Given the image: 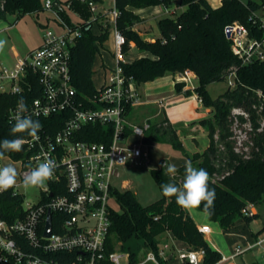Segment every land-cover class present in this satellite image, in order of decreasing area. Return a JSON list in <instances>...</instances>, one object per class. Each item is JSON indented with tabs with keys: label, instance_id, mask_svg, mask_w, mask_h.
Listing matches in <instances>:
<instances>
[{
	"label": "trees",
	"instance_id": "16d2710c",
	"mask_svg": "<svg viewBox=\"0 0 264 264\" xmlns=\"http://www.w3.org/2000/svg\"><path fill=\"white\" fill-rule=\"evenodd\" d=\"M102 2V0H89ZM86 0H68L71 8L82 11V18H91L92 12ZM175 3L173 0H116L120 11L117 27L124 33L126 44L124 51L133 41L141 51L147 52L127 62H122L124 72L134 77L139 85L153 81L166 73H177L190 69L197 79L194 90H184L183 82H176L177 93L197 94L202 104L213 110L212 117L199 123L207 131L209 145L202 151L187 154L196 168L207 170L210 177L209 188L215 189L216 198L211 220L218 222L223 230H228L240 218L250 223L260 217V212L247 214L244 209L250 206L264 208V59L242 63L232 51L231 40L226 35V26L239 21L249 30V36L256 39L264 37V0H222L214 7L208 0H181L178 7L181 12L175 16L161 17L157 23L160 34L148 40L135 29L141 17L135 8H144L163 4L165 7ZM88 5V6H87ZM43 9L41 0H0V20L18 11L39 12ZM87 9V10H86ZM102 28L96 33L92 28H84L83 35L77 40L72 50V82L80 96L92 95L95 86L92 82L95 54L108 39V28L103 21H98ZM234 71L235 84L229 85L218 97H212L208 85L215 81L228 80ZM261 92L262 95L259 93ZM30 93V92H29ZM32 97L38 93L30 94ZM20 98L16 94H0V139L27 136V134H10L14 124L8 117L9 109ZM239 109L241 112H236ZM58 117V116H57ZM38 119L42 124L55 121ZM56 126L48 130L55 133L61 128L63 119L57 118ZM151 127L146 135L159 143L170 144L177 150L185 151L183 140L166 116L152 117ZM249 123L251 131L248 151L238 150L233 132V124ZM47 127V125L45 126ZM99 130L104 127L97 126ZM87 140H100V137H82ZM243 149V148H242ZM20 152H6L14 159L25 155ZM165 164L162 168L161 165ZM167 161L162 160L157 168H152L159 187L163 183H175L182 186L184 163L177 166L176 175L166 173ZM161 189V187H160ZM119 209L111 207V226L108 236V249L116 247L132 249L125 245L133 239L141 241V248L159 250V237L168 234L175 243L190 250L204 249L202 264H217L222 253L212 247L206 240L199 225L189 213L176 204L175 197L161 196L157 200L142 204L132 189H120L112 192ZM203 210V205L200 207ZM0 214L8 221H13L24 214L22 197L10 191L0 194ZM264 233V225L255 240ZM136 250V249H132ZM175 250V249H174ZM133 257L136 255L133 252ZM175 251L168 259H161V264H172ZM252 264H260L257 260Z\"/></svg>",
	"mask_w": 264,
	"mask_h": 264
},
{
	"label": "built area",
	"instance_id": "2783aa9c",
	"mask_svg": "<svg viewBox=\"0 0 264 264\" xmlns=\"http://www.w3.org/2000/svg\"><path fill=\"white\" fill-rule=\"evenodd\" d=\"M111 1L113 7L104 8L98 14L95 13L98 6L90 1L93 16L71 24L61 16L63 12L69 16L63 6L59 10L53 0H45L43 9L54 14L65 32L45 29L39 47L18 57L11 67L0 63V94L23 96L29 109L26 115L33 119L56 117L55 121L42 124L38 140L20 137L25 141L26 153L20 158L22 178L7 191L22 197L24 214L13 221L0 214V264H161V259H168L175 251L166 240L159 242L158 251L144 247L141 253L121 247L108 249L112 192L117 187L116 179L121 177L119 168L141 165L147 158V151L134 137L146 136L152 118L147 116L139 122L132 118L134 109L147 101L134 77L124 72L122 62L129 61L124 51L127 41L117 27L120 11L116 0ZM98 21H103L105 26L112 24L115 65L105 67L102 82L92 95L80 96L72 82V50L84 28H92ZM228 26L232 51L242 63L264 59V37H250L248 28L241 23ZM234 75V71L229 74V85L235 84ZM194 78L191 70L185 69L176 73L175 81L194 90L197 86ZM35 93H38L35 97L30 95ZM155 102L159 108L164 107V99ZM15 111L16 104L9 109L11 121ZM236 112L241 111L236 109ZM57 116L63 119V124L52 133L48 128L56 126ZM97 126L104 130L98 131ZM95 136L100 140L82 138ZM46 157L56 161L54 175L45 183L36 201H26L18 186ZM49 211L52 228L51 234L45 235ZM244 212L256 211L250 206ZM199 229L204 234L211 232L208 224ZM263 245L264 235L245 249H237L228 257L223 255L221 260L238 257ZM204 255V249L183 248L178 257L180 264H202Z\"/></svg>",
	"mask_w": 264,
	"mask_h": 264
},
{
	"label": "rangeland",
	"instance_id": "374dc122",
	"mask_svg": "<svg viewBox=\"0 0 264 264\" xmlns=\"http://www.w3.org/2000/svg\"><path fill=\"white\" fill-rule=\"evenodd\" d=\"M55 1V0H53ZM68 0H58V2L63 6L66 13L63 12L61 16L63 19L73 24L82 19V11H79L74 8H69ZM216 2V0H211ZM242 2H247V0H241ZM42 5H44L45 0H41ZM89 0H86L88 4ZM93 2V5L98 6L96 14L101 12L104 8L113 7L111 0H105L103 2ZM88 6V5H87ZM88 10L90 9L87 8ZM86 9V10H87ZM182 8L178 7L177 4L173 3L170 6L165 7L163 4L148 6L140 8L138 13L143 15L141 21L135 24V28L141 32L143 38H153L160 34L157 21L161 17L165 16H175L177 13L181 12ZM173 11L175 13H173ZM92 12V11H91ZM93 16V13L91 17ZM239 23V21H234V23ZM108 28V39L100 46L99 51L95 54L94 65H93V74L92 82L95 87L100 86L103 75L105 73V67H112L115 65V59L113 56V36H112V24L109 23ZM45 29H51L56 33L65 32L64 28H61L58 22L55 19V16L52 12L45 9H41L39 12H28L24 13L21 11L16 12L15 14H9L6 18L0 20V39L7 41L5 49L0 53V63L3 66L11 67L14 65L18 57H24L26 54L39 46L40 41L42 40V35ZM92 30L96 33H100L102 28L98 23H94ZM134 45V46H133ZM126 59L132 60L139 55H143L145 52L141 51L138 47L135 46L133 41L129 42V48L125 50ZM172 79L170 72L166 73L164 76H161L153 81L144 83L143 87H152L158 85V83L168 82ZM195 79V78H194ZM197 82V79H195ZM228 87V80L215 81L208 85V90L212 97H218L223 93ZM166 101V100H165ZM155 109H159L157 104L154 105ZM160 110V111H159ZM159 113L155 116L156 118L162 117V111L159 109ZM142 116H138V120ZM251 131L250 124L244 123L239 124L238 122L233 124V132L237 141L236 145L238 150L248 151L251 146V142L248 141V135ZM135 141L140 143L142 147L147 151L148 156L143 160L141 165H132L129 167H121L119 171L121 172V177L117 178V186L120 189H132L139 201L146 205L149 204L162 196L161 189L156 182L154 176L151 173L152 168H157L160 166L161 161L165 160L169 163H174L176 166L183 164L185 161H188L186 153L190 155L194 153L197 143L192 139H187L184 141L185 151L177 150L170 144L159 143L152 137L146 135L145 137H134ZM204 144V143H202ZM243 148V149H242ZM12 165L17 169L18 184L21 181V169L23 162L20 159H14L8 155L4 156L3 159H0V167L5 165ZM45 186V185H44ZM43 186V187H44ZM40 188H28L26 189L23 184L18 186L19 191L24 194L26 201H36L39 196L41 189ZM112 205L119 209V203L116 200H113ZM253 211H259L260 217L254 219L250 223L246 222L244 219H238L228 230H223L218 222L211 220L207 213H205L201 208L189 210L191 215L194 217L196 222L203 223L207 222L211 227V232L205 233L204 236L210 245L217 250H219L223 255H230L234 253L237 249H245L250 242L254 241V234L258 233L264 225V208H259L256 206H251ZM201 226V225H200ZM199 226V227H200ZM264 233L260 234L263 236ZM169 241L172 248L175 249L177 254L172 260V264H180L181 260L179 259V250L183 249L179 247L171 236L168 234L159 237L158 241ZM141 241L138 239H133L128 242L125 246L136 249L138 253H141ZM259 261L260 264H264V247L256 246L252 250L246 251L242 256H238L235 260H231L226 264H232L236 262L238 264H252V261ZM152 264V263H150Z\"/></svg>",
	"mask_w": 264,
	"mask_h": 264
},
{
	"label": "clouds",
	"instance_id": "9594fccd",
	"mask_svg": "<svg viewBox=\"0 0 264 264\" xmlns=\"http://www.w3.org/2000/svg\"><path fill=\"white\" fill-rule=\"evenodd\" d=\"M7 41L0 39V53L5 49ZM29 109L23 96L16 102V111L13 117L14 124L10 128V134L16 137V134H27L36 140L39 139V133L43 128L40 120L33 119L31 115H26ZM24 139L16 137L13 139H0V159H3L6 152H20L23 149ZM40 159V158H38ZM56 161L46 157L34 167L30 173L23 178V186L28 188H40L52 179L56 168ZM162 168L165 164L161 165ZM178 171L176 164L168 163L166 173L169 176H175ZM18 172L12 165L0 167V192L7 191L17 183ZM210 177L207 170L196 168L191 161L184 162V177L182 186L175 183L161 184V194L166 198L175 197L176 204L182 209L194 210L203 205V211L209 215L214 208L216 198L215 189L209 188Z\"/></svg>",
	"mask_w": 264,
	"mask_h": 264
},
{
	"label": "crops",
	"instance_id": "0c3cea01",
	"mask_svg": "<svg viewBox=\"0 0 264 264\" xmlns=\"http://www.w3.org/2000/svg\"><path fill=\"white\" fill-rule=\"evenodd\" d=\"M208 1L214 7H217L221 5L222 3V0H216V2H212L211 0H208ZM139 9L140 8H135L134 11L138 13ZM140 16L143 17V15H140ZM155 37L153 38L149 37L146 39L153 40L155 39ZM41 43H42V40L40 41L39 46L41 45ZM143 55H148V53L145 52ZM143 55H139V57ZM170 74H171L172 79L168 82H164V83L160 82L158 83V85L156 84L152 87L151 86L143 87L144 84L140 85L142 94L147 102L137 107L136 109H134V112H133L134 114L132 118L134 119V121L139 122L147 116L155 117L159 113L160 111L159 109H161L163 116H166L169 119V121L177 127V132L182 138L183 144H184V141L186 142L187 139H192L197 143V146L195 147L194 152L202 151L209 145V138L207 135V131L199 123V121L205 118L212 117L213 110L209 107H205L202 104L200 98L195 93L193 94L177 93L176 88H175L176 73L175 74L170 73ZM184 90H187V88L184 87ZM157 99L166 100L164 107L159 108V109L154 108V105L157 104L155 102ZM157 107H159L158 104H157ZM139 115L142 116L140 120H138ZM197 224L200 226V225H204L208 223L207 222H203V223L197 222ZM258 237H260V235ZM254 241H255V238H254ZM253 242H250V243H253ZM230 255H225V256L228 257ZM235 258H228L227 260H220L217 264H226L227 262L231 260H235ZM232 264H238V263L233 262Z\"/></svg>",
	"mask_w": 264,
	"mask_h": 264
},
{
	"label": "water",
	"instance_id": "95a60500",
	"mask_svg": "<svg viewBox=\"0 0 264 264\" xmlns=\"http://www.w3.org/2000/svg\"><path fill=\"white\" fill-rule=\"evenodd\" d=\"M181 0H176L175 4H180ZM53 5L56 9H61L62 10V5L58 2V0L53 1ZM231 34V28L228 26L226 27V35L229 37ZM51 228H52V223H51V212L49 211L48 213V220H47V225L45 229V235H50L51 234Z\"/></svg>",
	"mask_w": 264,
	"mask_h": 264
}]
</instances>
